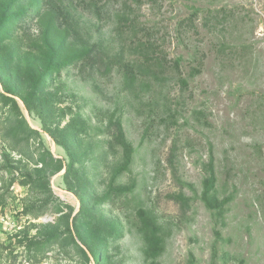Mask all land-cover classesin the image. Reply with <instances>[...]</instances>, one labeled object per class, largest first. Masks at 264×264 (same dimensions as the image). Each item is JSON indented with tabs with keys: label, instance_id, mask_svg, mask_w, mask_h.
Listing matches in <instances>:
<instances>
[{
	"label": "rangeland",
	"instance_id": "1",
	"mask_svg": "<svg viewBox=\"0 0 264 264\" xmlns=\"http://www.w3.org/2000/svg\"><path fill=\"white\" fill-rule=\"evenodd\" d=\"M0 264H264V0H0Z\"/></svg>",
	"mask_w": 264,
	"mask_h": 264
},
{
	"label": "trees",
	"instance_id": "2",
	"mask_svg": "<svg viewBox=\"0 0 264 264\" xmlns=\"http://www.w3.org/2000/svg\"><path fill=\"white\" fill-rule=\"evenodd\" d=\"M81 61H83V59H81ZM36 260H38V259H36Z\"/></svg>",
	"mask_w": 264,
	"mask_h": 264
}]
</instances>
